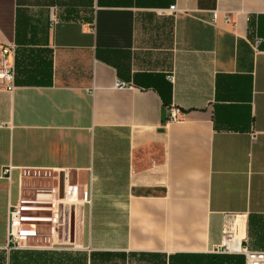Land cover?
Returning a JSON list of instances; mask_svg holds the SVG:
<instances>
[{"label": "crops", "instance_id": "0c3cea01", "mask_svg": "<svg viewBox=\"0 0 264 264\" xmlns=\"http://www.w3.org/2000/svg\"><path fill=\"white\" fill-rule=\"evenodd\" d=\"M7 45L0 264H247L224 229L264 252V0H0Z\"/></svg>", "mask_w": 264, "mask_h": 264}, {"label": "built area", "instance_id": "2783aa9c", "mask_svg": "<svg viewBox=\"0 0 264 264\" xmlns=\"http://www.w3.org/2000/svg\"><path fill=\"white\" fill-rule=\"evenodd\" d=\"M171 10H176L175 7H172ZM217 19V14H214V20ZM262 43L261 39L255 41V48L259 47ZM14 45H7L2 49L1 59H0V82H4L9 90L15 88V77L16 71L15 67L10 64L9 56L15 52ZM170 80H172L170 78ZM116 88L119 90L131 89V85L124 82H117ZM183 117L182 111L176 106L172 105L170 107V120L171 121H180ZM5 174H10L9 170L5 171ZM74 194V193H72ZM71 195V192L67 193V196ZM25 211L24 207L17 205L13 207L10 212V224H9V235H10V244L14 248H18L21 243H24L30 237H34L36 232L26 229L24 227L28 217L23 215ZM224 244L219 249V253H239L243 254L246 258L247 264H264V252L250 251L247 248H241L239 245L235 244L233 239V233L229 229H224Z\"/></svg>", "mask_w": 264, "mask_h": 264}]
</instances>
